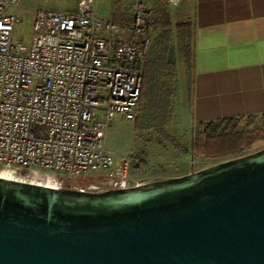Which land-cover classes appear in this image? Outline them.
<instances>
[{"label":"built area","instance_id":"built-area-1","mask_svg":"<svg viewBox=\"0 0 264 264\" xmlns=\"http://www.w3.org/2000/svg\"><path fill=\"white\" fill-rule=\"evenodd\" d=\"M25 2L0 0V177L43 171L62 188L101 172L114 189L130 187L145 162L111 151L106 139L115 119L135 121L141 111L153 10L133 0L129 21L116 22L100 15V0H78L71 11ZM22 11L33 12L28 41L15 37Z\"/></svg>","mask_w":264,"mask_h":264},{"label":"water","instance_id":"water-1","mask_svg":"<svg viewBox=\"0 0 264 264\" xmlns=\"http://www.w3.org/2000/svg\"><path fill=\"white\" fill-rule=\"evenodd\" d=\"M0 177V264H264V149L128 188Z\"/></svg>","mask_w":264,"mask_h":264},{"label":"crops","instance_id":"crops-1","mask_svg":"<svg viewBox=\"0 0 264 264\" xmlns=\"http://www.w3.org/2000/svg\"><path fill=\"white\" fill-rule=\"evenodd\" d=\"M152 2L156 6L160 1ZM164 5L178 22L189 23L188 106L196 127L263 115L264 0H183L178 6Z\"/></svg>","mask_w":264,"mask_h":264},{"label":"rangeland","instance_id":"rangeland-1","mask_svg":"<svg viewBox=\"0 0 264 264\" xmlns=\"http://www.w3.org/2000/svg\"><path fill=\"white\" fill-rule=\"evenodd\" d=\"M78 0H26V5L32 8H50L56 10H75ZM133 0H100L99 13L102 17H109L114 20L113 14H117L118 19H130V5ZM153 0H145L151 9L155 8ZM23 24L19 25L15 32V37L19 40L22 37L28 41L32 34L33 12L22 11L20 13ZM173 20V48L174 59L177 65V73L172 81L168 82L169 88L173 91V96L167 94L163 98L159 97L151 89L142 101V109L135 121L126 122L122 119H115L109 129L106 139L107 147L121 155L136 156L141 158L147 169L143 171H132L131 179L135 183L145 184L152 181L166 180L181 177L194 172H199L206 168L218 165L230 159L242 157L264 149V139L256 142L250 148L235 156L208 159L203 157H185L184 150L190 149L196 125L192 122L191 110L188 106V87L190 84L189 64L192 58L190 37L177 31V18L171 14ZM115 21V20H114ZM190 32V30H185ZM159 35V31L152 28V46ZM151 56V55H150ZM149 56V58H150ZM149 60V59H148ZM187 60H189L187 62ZM145 71V68H144ZM154 100V101H153ZM158 101V104L155 103ZM171 105V114L163 115V103ZM160 103V104H159ZM159 105H161L159 107ZM158 106V108H157ZM164 111V110H163ZM165 120V122H164ZM161 125H165L163 128ZM184 148V150H183ZM19 178L26 181H38L46 183L52 178L48 172L17 173ZM104 173H90L88 177L68 180L63 183L62 188L79 189L96 187L106 189L104 183L108 182L103 178ZM54 181V180H53ZM58 181V179H57Z\"/></svg>","mask_w":264,"mask_h":264},{"label":"trees","instance_id":"trees-1","mask_svg":"<svg viewBox=\"0 0 264 264\" xmlns=\"http://www.w3.org/2000/svg\"><path fill=\"white\" fill-rule=\"evenodd\" d=\"M120 13L118 10L117 14H113L114 20L116 22H128L129 19L127 18H117ZM176 26L179 33L183 34L185 32L187 37L191 36L190 32L185 31L190 30L188 22H177ZM152 28L159 31V35L154 42L151 56L145 66L142 101L145 95L147 97L150 89L157 95L154 100L156 98L159 100L160 96L164 99L167 94L173 96L168 82L175 78L177 68L172 44L174 36L173 20L168 8L161 2L156 3ZM155 103L158 104V101H155ZM160 109H162L163 115H170L172 112L171 105L166 102L163 103ZM164 126L161 125L162 128ZM263 139L264 114L200 123L194 130L190 149L184 150L183 148L184 156L192 155L208 159L235 156ZM145 164L146 162L139 172L143 171L144 168L147 169Z\"/></svg>","mask_w":264,"mask_h":264},{"label":"bare ground","instance_id":"bare-ground-1","mask_svg":"<svg viewBox=\"0 0 264 264\" xmlns=\"http://www.w3.org/2000/svg\"><path fill=\"white\" fill-rule=\"evenodd\" d=\"M1 176L4 177V178H8V179H13V180H20V181H26L25 179L23 178H19L17 175H16V172L14 171H10V170H3L1 171ZM49 179L45 184L44 183H40L38 181H29V182H32V183H37V184H42V185H47V186H51V187H56L57 184L55 183V181H53L52 178H47ZM28 182V181H27Z\"/></svg>","mask_w":264,"mask_h":264}]
</instances>
